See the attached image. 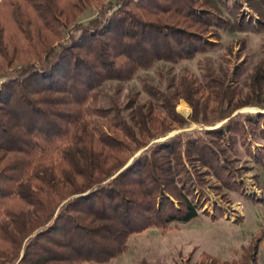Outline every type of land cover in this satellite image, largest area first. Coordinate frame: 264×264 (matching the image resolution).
<instances>
[{"label":"trees","instance_id":"obj_1","mask_svg":"<svg viewBox=\"0 0 264 264\" xmlns=\"http://www.w3.org/2000/svg\"><path fill=\"white\" fill-rule=\"evenodd\" d=\"M107 1L0 0V264H109L128 251L130 237L191 223L208 214L200 195L207 177L240 191L227 164L238 143L264 172V147L253 151L257 136L264 142V114L233 117L264 103L261 66L239 100L231 84L242 66L232 76L209 68L203 82L174 79L166 90L145 86L144 103L136 94L121 105V89L108 100L102 92L159 62L213 51L217 29L229 25L220 3L121 0L110 15L80 23L89 6ZM245 2L264 26V0ZM180 100L193 109L191 122L216 111L228 121L204 136L150 146L187 123L176 110ZM223 217L218 208L215 219ZM257 250L243 249L233 263L204 253L201 263L255 264Z\"/></svg>","mask_w":264,"mask_h":264},{"label":"rangeland","instance_id":"obj_2","mask_svg":"<svg viewBox=\"0 0 264 264\" xmlns=\"http://www.w3.org/2000/svg\"><path fill=\"white\" fill-rule=\"evenodd\" d=\"M215 1L220 3L222 16L229 25L217 29L219 39L214 40L216 47L213 51L176 65L159 62L150 70L140 71L127 83H107L102 89L104 99L116 96L117 90L121 89L119 94L121 105L126 104L136 94L139 101L144 103L149 99L145 86L166 90L174 79L178 80L184 76L189 78L193 76L199 82H203V76L209 68L217 76H221L224 71L232 76L238 66H242L241 75L237 83L231 84L237 89L236 100L250 94L251 76L255 68L261 66L264 69V31L260 33L255 31L264 28L260 22L262 18L245 0ZM120 2L121 0H108L102 9L95 5L89 6L80 18V23L87 25L97 18L101 11H106L107 15H110ZM240 24L244 26L246 32L238 30L236 26ZM68 32L69 30L65 32L66 43L69 42ZM14 75V71L8 73L9 77ZM4 80L0 78V84ZM261 87L264 97V79ZM212 106L214 108L217 104ZM176 110L187 123L175 128L167 137L153 142L150 146L176 136L184 138L204 136L206 131L223 127L228 121L220 122V111H216L208 115L207 122H191L193 109L184 100L179 101ZM259 113L264 114V103L260 100L236 110L233 117L245 118ZM263 147L264 142L257 136L253 151ZM227 155L229 157L227 164L235 171L240 191L220 189V182L216 178L207 177V186L200 189V195L204 197L203 202L206 203L204 211L208 214L201 213L199 218L186 225L174 224L167 233L152 228L130 237L128 251L109 264H202L204 253L221 263H233L240 261L243 249L248 247L252 251L254 246H258L255 264H264V205L255 204L247 199L264 200V172L255 165L246 147L241 143H238L235 151L228 150ZM199 170L204 171L202 168ZM218 208L224 217L222 219L210 217L216 214ZM261 236V240L256 243ZM207 264H210V261Z\"/></svg>","mask_w":264,"mask_h":264},{"label":"crops","instance_id":"obj_3","mask_svg":"<svg viewBox=\"0 0 264 264\" xmlns=\"http://www.w3.org/2000/svg\"><path fill=\"white\" fill-rule=\"evenodd\" d=\"M210 217H213V218H215V215H211ZM199 218V217H198ZM193 222V221H192Z\"/></svg>","mask_w":264,"mask_h":264},{"label":"water","instance_id":"obj_4","mask_svg":"<svg viewBox=\"0 0 264 264\" xmlns=\"http://www.w3.org/2000/svg\"><path fill=\"white\" fill-rule=\"evenodd\" d=\"M220 127H221V126H220ZM220 127H219V128H220ZM131 163H132V162H131ZM131 163H130L129 165H131ZM129 165H128V166H129Z\"/></svg>","mask_w":264,"mask_h":264},{"label":"bare ground","instance_id":"obj_5","mask_svg":"<svg viewBox=\"0 0 264 264\" xmlns=\"http://www.w3.org/2000/svg\"><path fill=\"white\" fill-rule=\"evenodd\" d=\"M188 113V111L186 110V114Z\"/></svg>","mask_w":264,"mask_h":264}]
</instances>
